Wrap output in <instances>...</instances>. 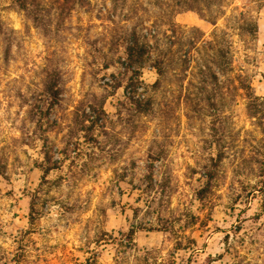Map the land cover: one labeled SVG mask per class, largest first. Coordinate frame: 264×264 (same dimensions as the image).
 <instances>
[{
  "label": "rangeland",
  "instance_id": "rangeland-1",
  "mask_svg": "<svg viewBox=\"0 0 264 264\" xmlns=\"http://www.w3.org/2000/svg\"><path fill=\"white\" fill-rule=\"evenodd\" d=\"M0 19V264H264V0Z\"/></svg>",
  "mask_w": 264,
  "mask_h": 264
},
{
  "label": "trees",
  "instance_id": "trees-1",
  "mask_svg": "<svg viewBox=\"0 0 264 264\" xmlns=\"http://www.w3.org/2000/svg\"><path fill=\"white\" fill-rule=\"evenodd\" d=\"M86 0H12L13 4L20 10H23L25 14L31 18V20L41 25L46 30V23L50 22L52 18L57 19L63 18L64 15L74 8V6H81ZM215 0H176V5L185 9H196L203 13L205 9L210 6V3ZM253 31V28L252 30ZM4 32L3 24L0 19V33ZM125 52L127 57L128 65L131 66L135 62H140L144 57L147 49L138 40L137 37H133L132 40L127 41L125 44ZM216 56L219 57L221 54L220 50L216 51ZM209 67V66H208ZM218 69H222V66L218 63ZM215 79L217 75L214 73ZM247 92L249 104H263L262 98L255 96L251 92V86L249 84H243ZM59 86L56 78H48L43 86V92L49 96V103H56L59 98ZM141 100H136V104H141Z\"/></svg>",
  "mask_w": 264,
  "mask_h": 264
}]
</instances>
